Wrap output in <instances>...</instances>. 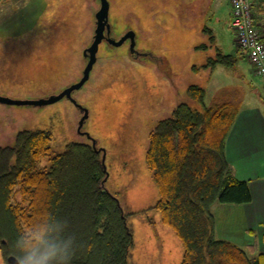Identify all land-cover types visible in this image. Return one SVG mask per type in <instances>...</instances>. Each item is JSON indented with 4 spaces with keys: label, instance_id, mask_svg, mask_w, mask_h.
I'll return each instance as SVG.
<instances>
[{
    "label": "rangeland",
    "instance_id": "obj_1",
    "mask_svg": "<svg viewBox=\"0 0 264 264\" xmlns=\"http://www.w3.org/2000/svg\"><path fill=\"white\" fill-rule=\"evenodd\" d=\"M108 1L110 36L119 39L133 31L135 47L130 50V39L119 46L103 40L88 80L72 95L88 110L82 131L96 140L97 150H105L104 186L128 214L129 263L180 264L181 241L153 208L159 195L145 164L149 132L179 103L200 108L186 95L191 84L205 89L206 105L227 90L241 95L243 107L263 111L264 84L246 56L236 53L241 49L225 0L215 13L209 5L213 0ZM99 7L100 0H0V95L38 99L77 82L88 61L83 52L93 40ZM217 50L236 56L235 64L214 71L202 67ZM82 114L67 98L45 106L0 103V145L12 144L23 129L48 130L53 154L70 142L91 144L77 131ZM49 162L43 157L37 168ZM245 205L214 204L216 236L243 245L250 254L264 253V228L256 216L250 220L255 205ZM0 264H5L1 254Z\"/></svg>",
    "mask_w": 264,
    "mask_h": 264
},
{
    "label": "trees",
    "instance_id": "obj_2",
    "mask_svg": "<svg viewBox=\"0 0 264 264\" xmlns=\"http://www.w3.org/2000/svg\"><path fill=\"white\" fill-rule=\"evenodd\" d=\"M237 55L245 54L236 48ZM237 57L217 50L202 67H231ZM186 95L198 107L179 103L149 132L145 164L158 190L153 208L179 237L180 264H264V253L216 236L215 203L252 201L247 181L234 176L225 155L226 139L240 111L237 92H225L205 104L197 84ZM51 133L19 130L10 145H0V254L18 259L15 243L21 230L38 219L50 221L71 237V264H132L133 232L118 198L102 184L101 158L92 145L70 142L51 151ZM43 157L49 166L38 169ZM264 239V238H263Z\"/></svg>",
    "mask_w": 264,
    "mask_h": 264
},
{
    "label": "crops",
    "instance_id": "obj_3",
    "mask_svg": "<svg viewBox=\"0 0 264 264\" xmlns=\"http://www.w3.org/2000/svg\"><path fill=\"white\" fill-rule=\"evenodd\" d=\"M223 1L213 0L212 4L210 2L209 5H212L214 13L219 3ZM225 1L229 6L230 25L231 9L228 0ZM252 9L255 14V26L263 34L264 39V0H252ZM244 55L246 56V54ZM220 66L222 65H216L210 71H214ZM242 104L226 139L225 155L234 176L240 180L247 181L249 184L252 201L246 203L245 206L251 207L255 205L251 209L252 211H257L256 214L250 215V220L256 216L259 227L264 228V179L261 178L264 175H260L264 173V111L262 107H243ZM255 192L257 197H255ZM163 238L164 236L162 235L161 240ZM240 246L243 247V245ZM261 251L264 252V244ZM251 254L254 255L257 253Z\"/></svg>",
    "mask_w": 264,
    "mask_h": 264
},
{
    "label": "water",
    "instance_id": "obj_4",
    "mask_svg": "<svg viewBox=\"0 0 264 264\" xmlns=\"http://www.w3.org/2000/svg\"><path fill=\"white\" fill-rule=\"evenodd\" d=\"M95 30H94V35H93V40L87 48H85L83 55L88 58L87 64L84 67L82 71V76L81 78L71 84L70 86L64 88L62 91L58 92L57 94H52L47 97L43 98H38V99H13L9 98L7 96L0 95V103L7 104V105H17V106H25V105H30V106H45L48 104H52L56 101H59L63 98L69 99L75 106H77L81 112L83 113L81 118L79 119L78 122V127L77 131L80 134H85L87 138L91 140V144L94 150L96 149V140L93 139L89 133L82 131V127L88 118V110L81 104H79L75 98L73 97L72 93L81 88L83 84L88 80L90 71L92 70V67L96 61V54L98 52V48L100 43L103 40L108 41L109 43L119 46L121 45L125 40L130 39V50L133 51L135 47V34L133 31H128L126 34H124L121 38H119L118 41H114L113 38L106 37V33H109L110 31V23H109V1L108 0H100V7L98 11L95 14ZM97 151H102V156H101V164L103 166V170L105 172V176L102 180V184L104 185L106 179H107V171H106V165H105V150L103 148L98 149ZM7 261L10 264H17V258L14 256H8Z\"/></svg>",
    "mask_w": 264,
    "mask_h": 264
},
{
    "label": "clouds",
    "instance_id": "obj_5",
    "mask_svg": "<svg viewBox=\"0 0 264 264\" xmlns=\"http://www.w3.org/2000/svg\"><path fill=\"white\" fill-rule=\"evenodd\" d=\"M15 248L19 253L17 264H71L75 253L72 238L43 218L21 230Z\"/></svg>",
    "mask_w": 264,
    "mask_h": 264
},
{
    "label": "built area",
    "instance_id": "obj_6",
    "mask_svg": "<svg viewBox=\"0 0 264 264\" xmlns=\"http://www.w3.org/2000/svg\"><path fill=\"white\" fill-rule=\"evenodd\" d=\"M230 27L235 34L236 45L246 54L254 73L264 84V39L255 26L252 0H228Z\"/></svg>",
    "mask_w": 264,
    "mask_h": 264
},
{
    "label": "flooded vegetation",
    "instance_id": "obj_7",
    "mask_svg": "<svg viewBox=\"0 0 264 264\" xmlns=\"http://www.w3.org/2000/svg\"><path fill=\"white\" fill-rule=\"evenodd\" d=\"M105 35H106V37L113 38L112 36H110L109 33H106V31H105ZM113 39H114V41H118V40H119V39H115V38H113ZM125 41H128V39L125 40ZM125 41H124V42H125Z\"/></svg>",
    "mask_w": 264,
    "mask_h": 264
}]
</instances>
